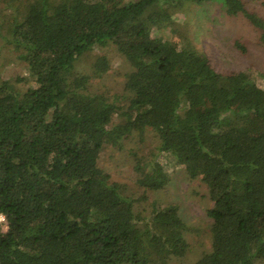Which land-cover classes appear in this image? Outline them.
<instances>
[{
  "label": "trees",
  "instance_id": "16d2710c",
  "mask_svg": "<svg viewBox=\"0 0 264 264\" xmlns=\"http://www.w3.org/2000/svg\"><path fill=\"white\" fill-rule=\"evenodd\" d=\"M217 1L260 31L244 0H0V35L29 79L0 82V264H170L189 249L175 204L135 210L170 181L145 160L139 197L100 165L106 146L154 131L158 151L201 178L214 205L211 250L192 264H264V71H218L191 41L158 35L187 4ZM113 47L131 66L126 103L91 91ZM32 80L27 90L20 81ZM147 170V171H146Z\"/></svg>",
  "mask_w": 264,
  "mask_h": 264
},
{
  "label": "rangeland",
  "instance_id": "374dc122",
  "mask_svg": "<svg viewBox=\"0 0 264 264\" xmlns=\"http://www.w3.org/2000/svg\"><path fill=\"white\" fill-rule=\"evenodd\" d=\"M244 1L264 17V0ZM157 34L177 44L191 41L212 59L218 71H264V42L260 31L242 15H227L217 1L203 5L187 4L175 12L173 24ZM7 41L0 35V82L29 79L28 64L17 57ZM100 54L108 56L110 68L102 77L91 80L90 90L104 91L112 99L118 96V101L126 103L125 81L131 66L115 48H96L85 54L79 60L77 70L90 73L92 62ZM32 85V80L19 83L24 90ZM159 143L154 131L149 129L141 135L133 130L119 147L106 146L103 149L100 165L113 180L125 184L126 193L131 192L134 198L143 191L138 186V178L144 175L145 169L148 170L146 159L159 160L170 170V181L166 186L149 191L148 198L136 203L135 210L145 216L151 214L153 206L177 205L187 227L184 235L190 246L184 255L172 256L168 261L170 264H192L211 250L213 219L208 215V209L214 203L201 178L190 179L184 167L176 165L170 154L158 151Z\"/></svg>",
  "mask_w": 264,
  "mask_h": 264
},
{
  "label": "built area",
  "instance_id": "2783aa9c",
  "mask_svg": "<svg viewBox=\"0 0 264 264\" xmlns=\"http://www.w3.org/2000/svg\"><path fill=\"white\" fill-rule=\"evenodd\" d=\"M8 219L7 216L3 213H0V231H7L8 230Z\"/></svg>",
  "mask_w": 264,
  "mask_h": 264
}]
</instances>
